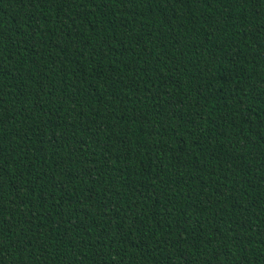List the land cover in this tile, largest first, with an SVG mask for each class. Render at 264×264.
Listing matches in <instances>:
<instances>
[{
    "label": "trees",
    "instance_id": "obj_1",
    "mask_svg": "<svg viewBox=\"0 0 264 264\" xmlns=\"http://www.w3.org/2000/svg\"><path fill=\"white\" fill-rule=\"evenodd\" d=\"M0 264H264V0H0Z\"/></svg>",
    "mask_w": 264,
    "mask_h": 264
}]
</instances>
